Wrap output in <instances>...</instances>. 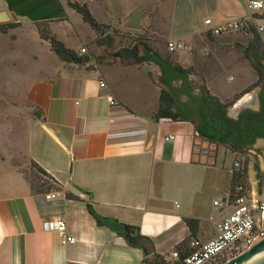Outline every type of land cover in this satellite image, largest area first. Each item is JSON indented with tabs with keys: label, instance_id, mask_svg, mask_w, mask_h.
I'll list each match as a JSON object with an SVG mask.
<instances>
[{
	"label": "crops",
	"instance_id": "1",
	"mask_svg": "<svg viewBox=\"0 0 264 264\" xmlns=\"http://www.w3.org/2000/svg\"><path fill=\"white\" fill-rule=\"evenodd\" d=\"M52 1L51 12L42 13ZM67 1L73 11L71 3L85 5ZM159 9L160 34L192 48L180 53L192 52L197 42V52L218 55L234 49L232 44L251 41L253 30L264 41V10L251 13L243 0H162ZM62 12L69 14L63 0H0V14L10 17L0 26L60 23L65 21ZM210 19L215 25L242 20L248 29L213 38L205 24ZM65 64L69 65L35 63L22 78L30 120L20 153L28 169L36 164L59 189L36 192L22 165L5 156L8 148L0 146V264H147L143 248L100 226L88 204L99 216L129 226L133 234L138 230L166 261L191 237L186 219L199 221L198 239H211L216 225L232 211L214 202L230 193L233 168L227 171L229 182L220 189L221 198L209 199L206 190L218 166L219 144L202 139L191 123L156 120L159 103L154 111V103L138 93L151 80L137 68L123 65L103 73ZM205 85L223 103L249 90L219 97L206 77ZM170 137L174 139L167 140ZM197 171H202V178H197ZM50 193L60 195L49 200ZM58 218L66 221L76 243L65 245L57 232L44 229L45 222Z\"/></svg>",
	"mask_w": 264,
	"mask_h": 264
},
{
	"label": "rangeland",
	"instance_id": "2",
	"mask_svg": "<svg viewBox=\"0 0 264 264\" xmlns=\"http://www.w3.org/2000/svg\"><path fill=\"white\" fill-rule=\"evenodd\" d=\"M70 1H79L88 5L92 15L104 26V33L98 35L83 20L80 14H77L68 6L67 0H63V2L69 14H64L65 21L63 22L42 24L36 27L32 23L24 21L20 23L19 28H12V24L0 26V146L8 148L9 152L4 151L3 153L5 156H11L15 163L22 165V171L26 173L27 178L33 183L36 190H45L47 186H43V177L34 166H31L30 169H28L30 167L29 163V167L28 165L25 166L22 153H20L25 147L30 120L29 107L21 90L22 78L30 66L35 63L44 65L52 60L58 64L60 63V65H69L50 51V43L48 44V42L41 39L39 29H41L43 37L55 36L67 48L75 51L80 57L86 58L79 67L100 70L103 73L114 71V69L123 65H131L140 70L141 74H145L151 81L149 83L145 81L144 86L139 87L138 93L141 94V97L154 103V111H156L159 103L160 92L164 88L160 81V69L152 62L139 63L126 58L122 62L121 59L123 58H119L117 55L125 49H138L140 55H144L147 53L145 47L147 45L163 57L169 58L173 63L193 69L195 75H191L190 79L193 82L195 91H200L199 87H206L205 77L212 83L213 91L219 94V97L224 96L223 92H233L240 89L239 91L242 93L249 88V93L241 99L245 100V97L250 96L251 99L245 100L250 102L247 109L257 108L254 105L252 96L258 93L263 87V83L253 87L258 81V75L245 53L239 52L235 48L224 49L218 55L214 52H197V42L193 44L196 46L192 52H169V41L160 34L161 24L160 21L156 20L160 14L159 5L162 0ZM145 8H148L149 11L143 19L142 29L140 31L126 29L125 23L130 16ZM52 9L48 8L44 13ZM5 30L7 32H4ZM99 41L103 43V46L99 45ZM241 45L245 46L247 50L250 41L245 40ZM82 49H86L87 53L80 55ZM51 53L56 56L51 57ZM249 54L251 55L253 52L249 51ZM230 77H233L234 81L230 82ZM116 84H119V82ZM120 86L118 85V87ZM238 102L239 100L229 107L231 113ZM217 146L221 153L218 157L217 169L211 175L212 183L211 185L208 184L206 189L208 198L212 199L213 196L222 197L219 196L220 189L227 186L229 182L227 171L234 168V164L239 162L247 171L244 177L237 179V184L247 183L253 198L257 200L259 194L257 192L258 172L255 169V166H257L256 158L235 153L222 144ZM256 147L264 152V140L258 141ZM225 152H228L226 156ZM6 153L9 155H6ZM232 153H235V156ZM170 176L173 177L174 172H171ZM197 178H202V171H197ZM207 182L209 183L208 178ZM52 188L53 190L59 189L53 183ZM168 263L172 264L171 262Z\"/></svg>",
	"mask_w": 264,
	"mask_h": 264
},
{
	"label": "trees",
	"instance_id": "3",
	"mask_svg": "<svg viewBox=\"0 0 264 264\" xmlns=\"http://www.w3.org/2000/svg\"><path fill=\"white\" fill-rule=\"evenodd\" d=\"M47 1L48 0H41L42 3H46ZM54 6L55 2L52 1L51 6L47 8H53ZM58 6L60 7L59 4ZM70 6L83 17V20L89 24L98 35L104 33V26L96 20L86 4L80 5L78 3H71ZM45 10H47L46 6L41 9V12L44 13ZM49 12H51V10H49ZM60 17L62 19L65 17L63 12ZM13 25L14 24H12V28L16 27ZM41 25L42 24H40V26ZM4 32H7V30ZM39 32L41 38L50 43L51 50L61 61L80 65L86 60V58L80 57L75 51L67 48L66 45L59 41L55 36L43 37L41 29H39ZM252 32L253 39L250 41V45L247 48L245 55L258 75V81L253 87H257L259 84L263 83V93L261 96L262 109L260 112L248 110L241 113L238 119L229 117V107L234 105L245 94L249 93V90L239 98L227 103L221 102L218 97L212 95L207 87H199L200 93L197 96L193 95V82L190 79L191 75H195L193 69L173 63L169 58L163 57L160 53L153 51L146 45V61L152 62L159 67L161 72L160 81L164 87L160 93L159 108L155 115V119H169L173 122L191 123L195 126L197 134L202 139L216 144H219L218 139L221 138L222 141H232L238 146L252 148L259 139H264V41L258 32L255 30ZM99 45L103 46V43L99 41ZM249 51H252L253 54L250 55ZM178 84H181V86H177ZM183 96H189V100L183 102L181 99ZM193 106L197 107V116L192 112ZM226 147L235 153L237 152L246 155L234 145H228ZM32 166H34L43 177V186H47V189L45 190H36L33 183L30 181L33 189L40 193H47L53 190L52 183L54 184V182L52 178H50L36 164L33 163ZM237 179L239 178L233 175L230 188L231 193L234 192L237 186ZM67 198L77 199V197L72 194H67ZM87 208L89 213L96 219L100 226L108 227L122 237L127 238L126 230H132L129 226L122 225L116 220L99 216L92 204H88ZM185 221L191 230V237L175 248V250L180 252L182 257L190 252L191 241L193 239H198L199 233V221L193 219H186ZM146 263L169 264L164 257H161L156 253L152 255V258L146 256ZM176 264L183 263L178 262Z\"/></svg>",
	"mask_w": 264,
	"mask_h": 264
},
{
	"label": "built area",
	"instance_id": "4",
	"mask_svg": "<svg viewBox=\"0 0 264 264\" xmlns=\"http://www.w3.org/2000/svg\"><path fill=\"white\" fill-rule=\"evenodd\" d=\"M243 1L251 13L264 10V0ZM205 24L208 27V33L213 38L246 32L248 29L242 20L215 25L213 20L210 19L206 20ZM259 30L262 31L263 28ZM168 50L170 53H179L190 51L192 48L184 41H170ZM86 53L87 50L82 49L80 55ZM101 87L105 88L106 84L101 82ZM109 101L112 105L116 104L113 96H109ZM172 139L174 138L170 137L167 140ZM233 167V175L237 176L239 174L238 178L244 177L245 167L239 162H236ZM59 195V193H50L47 199H55ZM214 206L217 208H231L232 210L223 221L216 225L214 236L207 241L193 239L189 253L182 257L178 250H174L170 254L171 258L167 260L168 262L172 264L178 262L183 264H224L247 250L255 240L264 237V204L253 198L247 183L237 184L233 193L230 192L222 200L214 202ZM254 207L259 210V217ZM44 229L48 232H57L63 238L65 245L74 244L77 241L69 235L67 223L62 218L45 222Z\"/></svg>",
	"mask_w": 264,
	"mask_h": 264
},
{
	"label": "water",
	"instance_id": "5",
	"mask_svg": "<svg viewBox=\"0 0 264 264\" xmlns=\"http://www.w3.org/2000/svg\"><path fill=\"white\" fill-rule=\"evenodd\" d=\"M149 9L145 8L135 12L125 23V28L128 30L140 31L143 27V19L145 15L148 13ZM15 20H17L16 16H13ZM10 17L6 13L0 14V23L9 21ZM232 47L239 50V52L245 53L246 47L241 44H232ZM256 95V94H255ZM255 95L253 97L255 98ZM239 103V104H238ZM236 105L234 106L232 113L231 110L228 109L229 117L233 119H237L241 112L247 109L248 103L243 102V100H239ZM260 141V140H259ZM219 144L223 145H234L237 147L242 153L246 154L247 156L255 157L257 160V169L259 176L261 178V193L258 196V200L260 203L264 204V152H262L257 147L252 148H244L238 146L232 141H222L221 138L218 139ZM134 232L130 229L126 230V237L129 241L133 244L139 245L143 248L146 255L150 256L155 253V248L153 243L147 239L140 237L139 231ZM224 264H264V237L258 238L255 240L252 245L239 254L238 256L230 259Z\"/></svg>",
	"mask_w": 264,
	"mask_h": 264
},
{
	"label": "flooded vegetation",
	"instance_id": "6",
	"mask_svg": "<svg viewBox=\"0 0 264 264\" xmlns=\"http://www.w3.org/2000/svg\"><path fill=\"white\" fill-rule=\"evenodd\" d=\"M117 56L119 58H123L122 60H124V58H126L128 60H134V61L139 62V63L148 62V61H146L147 53H145L144 55H140L138 49H134V50L125 49V50H123V52H121V54H118ZM177 86L180 87L181 84H178ZM199 93H200V91H197V90L196 91L195 90L193 91V95H196L197 96ZM262 93H263V88H261L258 91V93L255 95L254 105H256L257 108L256 109H250V108H248V109L244 110L243 112L248 111V110L249 111H253V112H260L261 109H262V100H261ZM181 99H182L183 102L188 101L189 100V96H183ZM192 112L197 116V107L196 106H193L192 107ZM243 112H241V113H243ZM228 116H229V114H228ZM259 140H264V139H259ZM256 144H255L254 147H256ZM255 169H256V172H258L257 166H255ZM257 177H258L257 178V180H258L257 192H258V194H260L261 193V178L259 176V173L257 174ZM254 209L256 210V214L259 217L260 216L259 210L256 209V207H254Z\"/></svg>",
	"mask_w": 264,
	"mask_h": 264
},
{
	"label": "bare ground",
	"instance_id": "7",
	"mask_svg": "<svg viewBox=\"0 0 264 264\" xmlns=\"http://www.w3.org/2000/svg\"><path fill=\"white\" fill-rule=\"evenodd\" d=\"M252 98H254V97L252 96ZM246 99L249 100V99H251V97H250V96H247V98H245V100H246ZM245 100H243V102H247L248 104L250 103L249 101H245ZM238 104H239V103H238ZM236 106H238V105H236Z\"/></svg>",
	"mask_w": 264,
	"mask_h": 264
}]
</instances>
